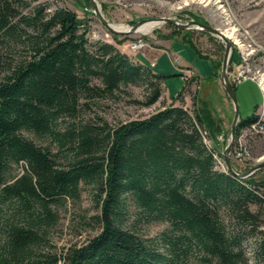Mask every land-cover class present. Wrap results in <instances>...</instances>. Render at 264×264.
<instances>
[{"label":"trees","instance_id":"trees-1","mask_svg":"<svg viewBox=\"0 0 264 264\" xmlns=\"http://www.w3.org/2000/svg\"><path fill=\"white\" fill-rule=\"evenodd\" d=\"M89 31L49 0H0V264H264V183L218 167L211 108L188 105L186 84L164 101L167 75L121 50L127 35ZM125 97L161 106L115 124L97 113ZM89 187L99 230L58 253L60 208Z\"/></svg>","mask_w":264,"mask_h":264},{"label":"rangeland","instance_id":"rangeland-1","mask_svg":"<svg viewBox=\"0 0 264 264\" xmlns=\"http://www.w3.org/2000/svg\"><path fill=\"white\" fill-rule=\"evenodd\" d=\"M49 1L53 4V7L57 5L69 7L76 11L80 17L89 18V38L92 41L105 40L116 43L113 37L114 34L95 15L91 0ZM97 1L104 16L114 25L128 27L145 18L173 16L196 19L227 33V37L236 47L234 49L236 53H234L229 68H234V64L240 61L243 63L244 70L253 74L255 79H247L233 84L234 87L236 86L241 117L247 118L252 115L255 111V106L259 104L256 113L259 117H262V123H264V0ZM119 36L123 37L122 35ZM127 36L128 38L122 44H116L120 49L122 48L121 50L130 53L133 57H137L136 55L143 57V53L149 51V45L154 48H162V45L169 43L175 37L181 39L173 40L174 44L170 46L171 52H174L171 57L176 64H173L172 61L161 62L159 67L164 68L163 70L168 74L166 80L167 93L163 94V100L168 103L172 102L179 90L186 84L187 90L185 91L186 96H184L188 105H193L194 95L197 94L199 105H202V102L211 108L216 120L218 119L212 131L213 140L223 153L222 155L217 154V164L219 168L226 170L227 167L224 169L220 161L225 162L224 151L231 136L234 106L222 85L220 77L226 52L223 40L217 35L203 30H186L167 22L159 23L146 33L137 32ZM140 37L145 39L147 45L143 49L136 51L131 48L130 44L133 40ZM237 41L240 42L243 48L248 47L251 49V52L243 51L238 46ZM190 43H194L200 52L198 53ZM176 53H179L182 61L183 57H185L195 69L200 70L202 78L197 69L196 76L189 83H185L181 75L175 74L179 73L178 65L182 62L177 63L178 55ZM167 54L170 55L168 52ZM214 62L217 63V68H215ZM130 89L134 97H143L141 87L132 86ZM127 100V97L121 100H106L96 107V111L110 123L115 124L121 120L145 116L161 106V103H158L152 107H144L129 103ZM248 131L244 132L246 135L242 139L243 147L239 149L240 156L235 153V148L231 152L232 163L241 172L247 171L264 161V133L254 132L248 134ZM241 132L243 133V131ZM25 134L40 145H49L51 143L49 138L41 139L29 132H25ZM237 142L238 139H236L235 145ZM52 147L57 150L55 144ZM21 172H23V167L16 169V173ZM254 179L264 183V168L255 173ZM252 208L257 211L259 206L252 204ZM98 211L99 209L94 202L90 187L84 189L82 199L76 202L69 201L64 207L60 208L59 224L52 233V244L57 248L58 253H61L64 248L70 245L81 243L88 236L99 230V225L91 220ZM165 227L166 224L155 223L145 230L146 236H156Z\"/></svg>","mask_w":264,"mask_h":264},{"label":"water","instance_id":"water-1","mask_svg":"<svg viewBox=\"0 0 264 264\" xmlns=\"http://www.w3.org/2000/svg\"><path fill=\"white\" fill-rule=\"evenodd\" d=\"M92 5L94 7V13L99 19V21L113 34L116 35H129L132 33H137L140 30V26L144 24L147 21H152V20H159L162 22H167L171 23L179 28L186 29V30H203L211 34H215L218 37H220L223 42L225 43L226 47V52L224 56V61L222 65V70H221V82L226 90L228 96L230 97L233 106H234V119L231 127V136L229 139V142L227 144V147L225 149L224 153V158L226 162V166L228 171L233 173L234 175H237L240 178H248L252 176L254 173L257 171L261 170L264 168V161L258 163L251 169L241 172L235 168V166L232 163L231 160V152L232 148L235 142V139L237 137V132H238V124L241 119V109L239 105V100L237 96V92L233 84L231 83L229 79V67H230V60H231V53H232V42L225 36V34L216 27H213L209 24L200 22L196 19H185V18H179V17H173V16H163V17H157V18H145L140 21H138L136 24L129 26L128 29H122V28H116L114 24H112L102 13L101 8L99 7V3L97 0H91Z\"/></svg>","mask_w":264,"mask_h":264},{"label":"built area","instance_id":"built-area-1","mask_svg":"<svg viewBox=\"0 0 264 264\" xmlns=\"http://www.w3.org/2000/svg\"><path fill=\"white\" fill-rule=\"evenodd\" d=\"M146 45L147 43L143 37L133 40L130 44L131 48L136 51L143 49ZM176 61L177 63L181 62V57L179 55L177 56ZM234 65H235L234 68L233 67L229 68V79L233 83L243 82L244 80H247V79L255 80L253 77V74H250V72H247L244 70L243 63H241L240 61H237V63ZM183 72H184L186 83H189L197 74L196 69L191 66H185V68L183 69ZM254 132L264 133V123L252 127L250 131H248V134L254 133ZM234 150H235V153L238 154V156H240L239 145H238V148H235Z\"/></svg>","mask_w":264,"mask_h":264},{"label":"crops","instance_id":"crops-1","mask_svg":"<svg viewBox=\"0 0 264 264\" xmlns=\"http://www.w3.org/2000/svg\"><path fill=\"white\" fill-rule=\"evenodd\" d=\"M175 39H180V38H177L175 37ZM175 39H172L169 43L165 44V45H162L163 47L162 48H154L153 46L149 45L150 46V49L149 51L147 52H144L143 53V57H139V55H136L137 57H135V59L143 62V63H146L150 66H152V68L156 71V72H159V73H162V74H165V75H168L167 72H165L163 69L164 68H159L161 66V62H169V61H172L173 64H176L174 63V61L172 60V57L171 55L174 54V52H171V49H170V46H172L174 44V41ZM181 40V39H180ZM194 47V46H192ZM122 49V48H121ZM195 49V48H194ZM167 52L170 54L168 55ZM130 54V53H129ZM177 55H179V53H176ZM180 56V55H179ZM183 61L181 59V63L180 65H178L179 67V73H175L177 75H180L181 71L183 68H185V66H191V67H194L190 62L189 60H186L185 57H183ZM195 68V67H194ZM197 69V68H196ZM197 71L199 72V75L201 76L202 78V74L200 72V70L197 69ZM217 73V72H216ZM218 75V74H217ZM182 76V75H181ZM165 93H167V90L165 91ZM230 98V97H229ZM228 101V99H227ZM231 101V99H230ZM228 101V102H230ZM232 102V101H231ZM230 102V103H231ZM233 104V103H232Z\"/></svg>","mask_w":264,"mask_h":264},{"label":"bare ground","instance_id":"bare-ground-1","mask_svg":"<svg viewBox=\"0 0 264 264\" xmlns=\"http://www.w3.org/2000/svg\"><path fill=\"white\" fill-rule=\"evenodd\" d=\"M99 7H100V5H99ZM101 8V7H100ZM159 23H163L162 21H159V20H152V21H147V23H145V24H142L141 26H140V30L138 31V32H143V33H146V32H148V31H150V30H152L156 25H158ZM116 28H122V29H128L129 28V26L127 27V26H120V25H114ZM222 31V30H221ZM223 32V31H222ZM224 33V32H223ZM225 34V36L227 37L228 36V34L227 33H224ZM228 38V37H227ZM229 39V38H228ZM230 40V39H229ZM231 41V40H230ZM232 42V41H231ZM235 43H236V41H235ZM237 44H238V46L239 47H241L242 48V50L243 51H247V53L248 52H251V49H249L248 47H246V48H243L241 45H240V42H238L237 41ZM232 53H231V59H232V57H233V53L235 52L236 53V51L234 50V49H236V47H234V44H233V42H232ZM230 62H231V60H230ZM184 69V68H183ZM183 69H182V71H181V75H182V77H183V79H184V81H185V83H186V80H185V77H184V72H183ZM231 81V80H230ZM231 83L232 84H235V83H233L232 81H231ZM236 89V88H235ZM263 104H264V102H263ZM241 119H242V117H241ZM241 119H240V121H241ZM239 121V122H240ZM262 117H259V119H258V121L257 122H255V123H253L250 127H247V128H244L242 131H243V133L242 134H240L239 136H238V138L236 137V139H238V142H237V144L235 145V142H236V139H235V142H234V145H233V148H232V150L234 149V148H238V145H239V149H241L242 147H243V142H242V139L243 138H245L244 136L246 135V134H244V132L246 131H248V130H250L252 127H254V126H256V125H259V124H261L262 123ZM237 135H238V132H237ZM235 146V147H234ZM227 147V146H226ZM226 147H225V149H226ZM224 153H225V151H224ZM224 160H225V158H224ZM262 162V161H261ZM225 163L226 162H222V161H220V164L223 166V168L224 169H226V167L227 166H225ZM228 170V169H227ZM258 172V171H257ZM255 174V173H254ZM253 174V175H254Z\"/></svg>","mask_w":264,"mask_h":264},{"label":"flooded vegetation","instance_id":"flooded-vegetation-1","mask_svg":"<svg viewBox=\"0 0 264 264\" xmlns=\"http://www.w3.org/2000/svg\"><path fill=\"white\" fill-rule=\"evenodd\" d=\"M240 133H241V132H240ZM238 136H239V135H238ZM238 136H237V137H238Z\"/></svg>","mask_w":264,"mask_h":264}]
</instances>
